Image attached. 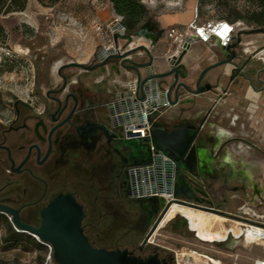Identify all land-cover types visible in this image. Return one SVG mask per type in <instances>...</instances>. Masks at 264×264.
<instances>
[{
	"label": "flooded vegetation",
	"instance_id": "af4514ba",
	"mask_svg": "<svg viewBox=\"0 0 264 264\" xmlns=\"http://www.w3.org/2000/svg\"><path fill=\"white\" fill-rule=\"evenodd\" d=\"M148 17L141 24H145L141 35L157 30L155 21ZM248 61L243 59L239 63L241 70H235L245 78H251L252 73L251 68L243 69ZM71 62L77 61L63 62L58 67L56 81L52 67L45 70V61H36L34 84L38 89L33 98L16 97L7 117H0V204L12 209V220L17 215L20 222L39 228L44 219L42 210L60 193H70L77 206H71V211L55 212L51 219L63 216L72 224L80 217V231L93 247L124 249L140 259L157 256L159 264H176L174 247L157 241L161 238L155 236L162 235L163 230L215 244L224 254L219 255L225 259L222 262L240 264V236L232 228L222 236L226 231L223 218L227 217L238 228L255 213L264 215V173L258 162L232 146L236 139L249 143L250 140L224 137L219 129H212L209 110L190 118L182 114L165 117L162 127L173 135L187 134L188 124L196 128L192 145L195 160H188L179 172L174 160L168 163L170 188L177 193L166 196L165 206L158 197H134L126 175L136 159L115 141L105 120L107 100L98 99L102 94L110 96L109 90L98 93L82 81L80 71L67 73V69L76 66ZM204 83L202 80L200 84ZM148 125L144 136L152 129ZM120 134L127 136L123 130ZM150 150H154L153 145H149ZM3 216L5 213L0 212V219ZM201 229L217 238L207 240L210 235L202 234ZM19 232L41 245L49 242L53 257L52 241ZM261 232L260 228L249 230L242 238L243 244L249 234Z\"/></svg>",
	"mask_w": 264,
	"mask_h": 264
},
{
	"label": "rangeland",
	"instance_id": "374dc122",
	"mask_svg": "<svg viewBox=\"0 0 264 264\" xmlns=\"http://www.w3.org/2000/svg\"><path fill=\"white\" fill-rule=\"evenodd\" d=\"M144 4L148 10V18L153 20L172 12H183L192 17L197 11L201 19L228 18L236 23L239 30L264 27V0L261 3L259 0H144ZM116 15L109 0H59L52 5H43L39 0H27L23 10L0 13V117H7L16 97L33 98L34 91L38 89L34 84L36 61L44 60L45 70H49L60 59L86 64L94 62L96 52L103 45L113 44L110 29L105 25ZM257 16L261 23L257 22ZM97 23H101L103 28L97 29ZM126 32L132 38L145 37L140 34L139 27ZM240 38L241 43L247 44L249 48L244 53V58L246 56L249 59L248 68L262 66L264 59L260 50L264 48V32L241 33ZM130 43L122 37L117 40L121 51L139 44L149 46L144 39ZM42 55L45 56L44 59L41 58ZM147 56L140 47L132 52L135 60H144ZM78 71L85 70L80 66L66 70L69 74ZM7 220L9 221L8 218ZM223 221L226 231L222 236L227 234L230 227H233L234 232H240L239 226L236 228L227 217ZM9 223L0 225V264H44L48 248L34 245L25 233L19 232L13 239H7L13 234ZM162 233L155 236L161 238L157 241L165 245H183L185 249L208 251L218 258L219 255H224L219 252L218 246L208 241L163 230ZM171 235L177 238H172ZM237 251L240 252V264H253L254 258H264V245L261 243L244 244ZM220 260L225 261L223 257ZM53 261L51 257L48 263Z\"/></svg>",
	"mask_w": 264,
	"mask_h": 264
},
{
	"label": "water",
	"instance_id": "95a60500",
	"mask_svg": "<svg viewBox=\"0 0 264 264\" xmlns=\"http://www.w3.org/2000/svg\"><path fill=\"white\" fill-rule=\"evenodd\" d=\"M114 21L121 30L110 27L113 31V44L102 46L96 52V60L91 64L82 62H71L84 70L92 69L96 66L104 65L110 58H118L119 64L128 70L135 72V82L125 87L117 85L109 90L110 99L104 105L106 110L105 120L113 130L115 141L124 146L136 159L133 167L127 171L126 180L131 188L134 197H158L165 206L166 195L177 193L171 190V174L168 163L174 160L177 163L178 172L182 171L181 167L185 166L188 160H195V152L192 149L196 136V128L188 124L187 134L173 135L162 127L161 120L166 117L168 106L192 101V99L183 98V91L199 94L201 92L212 90L213 85L205 82L201 85L203 76L207 71L220 64L230 62L234 64L233 72L241 70L239 63H234L236 57V48L241 43V33L264 32V27H256L249 30H239L235 40L221 45L224 52V58L203 68L197 76L194 86H191L181 80L189 75L184 62L185 55L190 48V43L186 42L184 48L177 54H170L165 57L167 69L161 72L154 70V56L150 52V47L162 37L164 28L158 27L151 33H145L144 36L149 38V46L139 44L121 51L117 45L118 38L122 37L130 42L133 40L132 35L126 32V26L117 17ZM143 24L139 31L144 30ZM140 47L149 59L138 62L132 58V52ZM109 52L104 53L105 50ZM126 62H129L126 63ZM162 92V96L158 93ZM136 121L151 124L152 129L149 134L141 135L140 131H133ZM102 127V126H101ZM101 127H98L101 129ZM123 130L127 136L119 135ZM149 145H153L154 150L148 151ZM180 178L177 179L176 185L179 184ZM187 188V186L185 185ZM60 204H70L61 206ZM77 206V202L70 193H60L42 210L44 219L39 228H33L19 221L17 215L14 216L13 222L19 231L30 232L37 235L42 240H50L54 245L53 259L59 264H159L157 256H152L146 260L140 259L134 255L128 254L124 249H107L103 247H93L82 235L78 220L70 223L65 217L61 216L57 220L51 219V214L55 212L71 211ZM0 212L12 214L10 207L0 204ZM54 228V232L49 229ZM204 235H210L206 238L213 241L217 238L215 234H209L201 229ZM49 235V236H48ZM51 235V236H50Z\"/></svg>",
	"mask_w": 264,
	"mask_h": 264
},
{
	"label": "crops",
	"instance_id": "0c3cea01",
	"mask_svg": "<svg viewBox=\"0 0 264 264\" xmlns=\"http://www.w3.org/2000/svg\"><path fill=\"white\" fill-rule=\"evenodd\" d=\"M196 12L192 17L183 12L166 13L156 17L154 21L158 27L164 29L172 24L184 25L194 18ZM230 21L236 27L235 40L239 28L234 21ZM165 41H167L166 44ZM240 47L236 49L234 63H240L246 58V56L244 58V53L249 51L245 43H241ZM169 51L170 43L163 33L156 44L150 47V52L154 56L155 71L161 72L167 69L165 57L169 55ZM224 57L221 44L216 41L190 44L184 58L189 75L181 80L194 86L195 80L203 68ZM145 60H148V56L144 60L138 61ZM248 63L249 61L243 66V69H248ZM233 69L234 64L226 62L207 71L202 80L210 82L213 89L199 94L183 91L180 98H188L192 101L168 106L166 118H174L179 114L187 118L195 117L199 113L210 110L214 99L221 95L211 111V128L219 129L224 137L241 136L249 139L251 144L236 139L232 142V146L236 152L250 156L258 162L264 173V64L260 67H251V78H245L241 73L233 72ZM80 76L84 83L93 86L98 93H106L116 85L125 87L135 80V72L124 68L117 60H110L90 72L80 71ZM158 95L162 96V92H159ZM98 99L106 101L110 99V96L102 94Z\"/></svg>",
	"mask_w": 264,
	"mask_h": 264
},
{
	"label": "built area",
	"instance_id": "2783aa9c",
	"mask_svg": "<svg viewBox=\"0 0 264 264\" xmlns=\"http://www.w3.org/2000/svg\"><path fill=\"white\" fill-rule=\"evenodd\" d=\"M115 17L121 19V16L119 15H116ZM225 26H227V29H225ZM105 27L110 29V35H112L113 31L111 30L108 23L105 25ZM96 28L97 29L103 28L102 24L97 23ZM235 31H236L235 24L225 17L200 19V17L198 16V13L196 12L194 18L190 20L189 22H187L186 24L169 25L167 28L164 29L163 33L168 38L169 43H170V51H169V55H170V54H177L179 51H181L184 48V44L186 42H189L190 44H192L194 42L207 43L211 41H216L221 45H225L234 40ZM220 97L221 95H219L218 98L214 99L210 107V110H209L210 112L216 106L217 101L219 100ZM148 127L149 125L147 121H143L142 123H139V121H136V124L133 127V131L140 130L141 135H143L144 130H146ZM244 211L248 212V210H244ZM204 212H206L209 215L213 214L210 211H204ZM5 216L9 219L14 229L19 231L20 229L17 228L16 225L14 224L11 218V215L8 213H5ZM230 228L233 229V227H230ZM239 228H240V232L237 235L240 236L239 242L241 246L244 245L242 242L243 241L242 238H245L249 230H255V228H260L262 231L261 236L262 238H264V215L260 213H255L253 216L248 217L247 220H243L241 224H239ZM258 239L259 238L254 239L248 244L257 243ZM43 243H44V246L47 247L49 250L47 259L44 264H49L48 262L52 257L51 244L49 242H43ZM183 249L184 247L172 248V251L174 252L176 264H233L231 262H222L220 259L216 258L212 254L205 252V251H200L195 248L193 249L189 248L186 250L187 252H184ZM198 259H201V260H198ZM263 259L264 258L256 257L253 260V264H261L260 260H263Z\"/></svg>",
	"mask_w": 264,
	"mask_h": 264
},
{
	"label": "trees",
	"instance_id": "16d2710c",
	"mask_svg": "<svg viewBox=\"0 0 264 264\" xmlns=\"http://www.w3.org/2000/svg\"><path fill=\"white\" fill-rule=\"evenodd\" d=\"M59 0H39L43 5H52ZM111 2L114 12L121 16L122 22L125 24L126 29L130 32L135 27L141 26L142 20L148 17V10L144 4V0H109ZM263 0H259L261 3ZM27 0H0V13H7L10 11L23 10L26 6ZM239 17V16H238ZM257 16V22L261 23V20ZM228 19V18H227ZM2 31V26L0 25V32ZM4 223H9L6 216L0 219V225ZM9 227L13 234L7 239H13L14 236L19 235V231L15 230L14 227L9 223ZM31 243L38 247H43L34 239L28 236Z\"/></svg>",
	"mask_w": 264,
	"mask_h": 264
},
{
	"label": "bare ground",
	"instance_id": "6f19581e",
	"mask_svg": "<svg viewBox=\"0 0 264 264\" xmlns=\"http://www.w3.org/2000/svg\"><path fill=\"white\" fill-rule=\"evenodd\" d=\"M108 25H109L110 27L117 28L118 30H121V27L118 26V24L115 23L114 19H110ZM143 39L146 40V42L149 43V38H147V37L134 36V37H133V40L131 41V44H133V43H135V42H138V41H141V40H143ZM253 44H254V43H253ZM263 46H264V45H263ZM245 47H246V46H245ZM109 50H110V49L105 50L104 53L109 52ZM260 54H263V59H264V48L260 50ZM63 62H64L63 59H60V60L55 61V62L53 63V65H52V74H53V78H54L56 81L59 79V77H58L56 71H57L58 67H59ZM166 196H167V195H166ZM257 238H259L257 243H263V244H264V238H262V236L259 235V234H249V235L246 237V239L244 240V243H245V244H248L252 239H257ZM184 252H187V251H184ZM262 262H263V264H264V259H263V260H260V263H261V264H262Z\"/></svg>",
	"mask_w": 264,
	"mask_h": 264
},
{
	"label": "snow or ice",
	"instance_id": "6c2138e0",
	"mask_svg": "<svg viewBox=\"0 0 264 264\" xmlns=\"http://www.w3.org/2000/svg\"><path fill=\"white\" fill-rule=\"evenodd\" d=\"M225 29H227V26H225Z\"/></svg>",
	"mask_w": 264,
	"mask_h": 264
}]
</instances>
